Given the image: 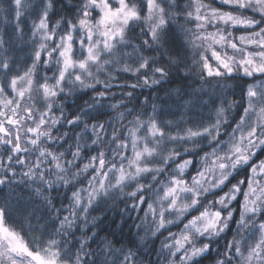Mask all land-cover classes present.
Instances as JSON below:
<instances>
[{"label": "snow or ice", "instance_id": "snow-or-ice-1", "mask_svg": "<svg viewBox=\"0 0 264 264\" xmlns=\"http://www.w3.org/2000/svg\"><path fill=\"white\" fill-rule=\"evenodd\" d=\"M3 2L0 264H136L102 235L121 197L164 236L162 264H264V0ZM173 73L171 106L110 99Z\"/></svg>", "mask_w": 264, "mask_h": 264}, {"label": "trees", "instance_id": "trees-1", "mask_svg": "<svg viewBox=\"0 0 264 264\" xmlns=\"http://www.w3.org/2000/svg\"><path fill=\"white\" fill-rule=\"evenodd\" d=\"M214 6H219L223 10H231L228 6L220 5L219 0H215V5ZM6 8V5L4 4L3 0H0V36H3L5 40L8 39L4 33L6 31H10L9 25L5 23V18L6 14L4 9ZM248 15H253V13L248 12ZM27 16V14H25ZM15 23V21H13ZM29 24H30V19H29ZM239 34V33H237ZM17 55L23 57L24 53H20L19 51L17 52ZM180 75L182 74H177L173 73L172 76L170 77L169 81L162 83L161 85H156L153 88H136L134 90V98L131 100H128V98L125 97V99L128 101L127 107L132 108V107H140L143 106V108L151 114L152 111V105L155 104L157 106V109L159 110L160 108H166L168 106H171L173 101L176 99V93L174 91H171L173 89H176L178 86L182 84V80L180 79ZM131 82H134L131 81ZM120 83H123V81H120ZM116 92L114 101L120 100L122 96V92L119 88L114 87L113 89ZM131 90V89H128ZM171 94V95H170ZM89 95L84 94L78 101L77 103L79 105H83L84 100L88 99ZM67 104V110L69 112L76 111L77 104L73 103H66ZM111 115V113H110ZM109 116L108 113L104 114V119H107ZM131 118V117H129ZM67 128V126H65ZM71 142V141H69ZM185 158L188 159H198V158H193L192 156H189L186 154ZM84 163H87V160L84 161ZM196 167H199L197 164ZM192 175L196 174L195 168H192L189 170ZM87 184L85 183L84 187H86ZM225 191L227 189H224ZM27 191V189H25ZM218 194H222L217 190ZM70 195V193H69ZM146 209V206H141ZM100 215V213H98ZM106 222H105V228L106 231L102 234H105L107 232H110L112 230H115L117 232H120L122 230L123 233H128L131 232L133 234L139 232L143 233L145 229L148 228V224L142 223L143 219V212L141 211H134L131 208V202L129 201L128 206H125V203L119 201L117 205L113 206L111 209H109L106 212ZM149 223H150V218H149ZM137 225H141V227H137ZM183 227V224H179L178 226H172L171 230L173 232H179L180 229ZM164 235H167L165 232ZM133 238H135V235H133ZM164 239L163 235H158L156 237L152 238V247L156 250L159 251L161 248V240ZM229 239H231V235H229ZM121 242L126 245L127 247H133L131 243H129L127 235L123 236V239ZM224 241L221 240L220 244L223 246ZM119 246V245H117ZM152 260H158L159 258L156 256V252L153 251L151 256L149 257ZM207 264V262H205Z\"/></svg>", "mask_w": 264, "mask_h": 264}, {"label": "clouds", "instance_id": "clouds-1", "mask_svg": "<svg viewBox=\"0 0 264 264\" xmlns=\"http://www.w3.org/2000/svg\"><path fill=\"white\" fill-rule=\"evenodd\" d=\"M78 100H76V98L74 96H70L68 97V99L66 100V103H75L77 105H79L77 103ZM87 102V103H86ZM117 104L122 105V107L119 109L120 111H124V107H127V103L128 101L126 99L123 100H117L115 101ZM59 104V102H57ZM82 109V111L87 110V108L91 107V101L90 99H86L84 100L83 105H79ZM105 108L108 110V112L111 113V115L108 116L107 119H105L106 121L112 122L116 125H119L121 123V121H119L116 117V111L112 110L111 108H109L107 105H105ZM129 108V107H127ZM67 114V113H66ZM97 113L93 112L92 115H96ZM133 115H135V113H133ZM131 117V118H129ZM81 119H83V116H81ZM133 116H128L127 120H132ZM127 120L123 121L124 124H127ZM2 155V154H0ZM19 178V177H17ZM122 199V197L120 198ZM120 199H113L111 200L107 207L104 208V210L102 212H100L99 218H103L104 219V232L106 231L105 228V222H106V212L111 209L113 206L117 205L118 202L120 201ZM103 207V206H102ZM122 232V230L120 231ZM103 233V232H102ZM103 235V234H102ZM122 235H127L129 243L132 244V242H134V246H133V250L136 253V264H158V262H163V255H161V248L159 251H156L153 247H152V238L154 236L150 235V234H146V230L143 233H123ZM133 235H135V238H133ZM93 248L95 249L96 246L93 245ZM125 250H127V246L124 245ZM155 251L156 252V256L159 258L158 260H152L149 257L151 256L152 252ZM166 255V253H164ZM106 257H108V253L103 252L102 253V249H97L96 252V259L98 264H104Z\"/></svg>", "mask_w": 264, "mask_h": 264}]
</instances>
